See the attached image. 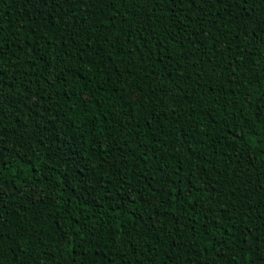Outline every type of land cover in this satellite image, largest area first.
Segmentation results:
<instances>
[{
	"label": "trees",
	"instance_id": "16d2710c",
	"mask_svg": "<svg viewBox=\"0 0 264 264\" xmlns=\"http://www.w3.org/2000/svg\"><path fill=\"white\" fill-rule=\"evenodd\" d=\"M239 11L0 0V264H264V0Z\"/></svg>",
	"mask_w": 264,
	"mask_h": 264
},
{
	"label": "snow or ice",
	"instance_id": "6c2138e0",
	"mask_svg": "<svg viewBox=\"0 0 264 264\" xmlns=\"http://www.w3.org/2000/svg\"><path fill=\"white\" fill-rule=\"evenodd\" d=\"M29 3H32L34 5V7L36 8H40L41 6H46L49 3V0H28ZM131 2L135 3V0H131ZM145 3H151V4H155L156 0H144ZM228 2L230 3L231 6L239 9V13H238V17H243L245 16V14H247L250 10V8L253 7V5L256 3V0H228ZM108 3L110 5L115 4L116 0H108ZM250 19V17H249ZM255 31V30H253ZM260 31L264 32V17H261V27H260ZM250 39L253 38L252 33L249 34ZM264 42V41H261ZM7 53H0V55H6ZM258 81L256 79H253L251 81H249L250 85H255ZM258 103L256 105L257 110L259 111L260 114H264V94H262L261 97L258 98ZM251 102V101H249ZM33 103L36 104L37 100H33ZM247 135H255L254 132H250L247 133ZM254 145L256 147H260V144H264V137L261 138L260 143L257 144L255 141L253 142ZM0 156H2V152H0ZM115 210V209H113ZM229 219H233L232 217H229ZM79 224V222H77ZM233 223H235V220L233 219ZM6 227V224H2L0 225V228H4ZM94 229V225L93 226H89L87 224L85 225H81L78 228L74 229L73 231L79 235L81 233H83L84 235H90L92 233ZM72 235L71 232L69 233H65L62 234V239L64 237H70ZM113 236L119 235V231L117 230L116 232L112 233ZM251 235V232L249 230V232L242 234L241 236V247L243 249V251L245 253H249L252 250V247L255 248V251L258 253V258L261 260H264V250L261 249L260 247V243L258 241H253V246H248V237ZM4 239V236L2 234V232H0V243H2ZM64 242H66L67 245H72V239H66ZM70 250H74V248L70 249ZM99 250V249H98ZM38 264H44L45 259H49L51 260V257L48 256L47 252L44 253H39L38 254ZM169 259H171V257H169ZM248 260H249V264H255V261L252 259V257L249 255L248 256ZM72 264H75V262L73 261Z\"/></svg>",
	"mask_w": 264,
	"mask_h": 264
}]
</instances>
